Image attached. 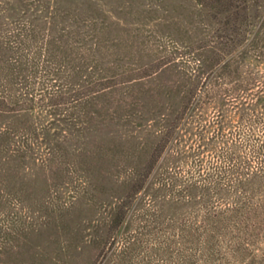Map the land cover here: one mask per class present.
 <instances>
[{"label": "rangeland", "instance_id": "1", "mask_svg": "<svg viewBox=\"0 0 264 264\" xmlns=\"http://www.w3.org/2000/svg\"><path fill=\"white\" fill-rule=\"evenodd\" d=\"M153 4H159L151 15L155 24L126 33V57L110 66L137 72L168 63L92 102L89 128L77 142L82 154L58 159L52 170L0 176V264H240L228 236L214 237L199 252L186 239L193 208L184 186L197 156L206 166L233 151L255 160L249 149L255 142L245 140L252 128L253 139L264 140V102L256 101L264 92V34L254 52L261 58L247 50L205 89L195 63L223 56V17L197 12L193 0ZM203 43L214 48L198 49ZM224 75L240 80V89L234 92ZM223 119L229 149L215 136ZM201 137L207 144L195 156ZM137 181H151L150 188L135 193ZM204 194L203 204L219 197ZM258 237L252 264H264V236Z\"/></svg>", "mask_w": 264, "mask_h": 264}, {"label": "trees", "instance_id": "2", "mask_svg": "<svg viewBox=\"0 0 264 264\" xmlns=\"http://www.w3.org/2000/svg\"><path fill=\"white\" fill-rule=\"evenodd\" d=\"M193 2L195 10L208 18L223 17L218 36L228 35L225 48L219 50L221 59L214 62L213 57H205L195 63L194 75L205 74L206 89L233 58L247 50L253 55L259 47L264 5L259 0ZM159 4L153 0H0V176L52 170L58 159L82 154L85 149L77 142L89 128L92 102L106 90L149 77L168 63L137 72L110 66L126 57L122 53L126 33L155 24L151 15ZM211 47L203 43L198 49ZM259 58L254 54V60ZM220 79H227L234 92L242 84L228 75ZM256 101L264 102V92L257 94ZM225 124L224 119L219 121L215 136L229 149ZM251 131L245 141L255 142L249 144L255 160L242 159L233 151L217 154L206 166L204 156H197L184 186L186 203L193 208L187 212L186 239L195 240L199 252L214 237L228 236L240 264H252L259 250L254 242L264 236V140L253 139ZM202 139L203 147L195 156L204 152L207 143ZM150 182H135L133 191L144 188L145 192ZM210 190L221 202L202 203Z\"/></svg>", "mask_w": 264, "mask_h": 264}]
</instances>
